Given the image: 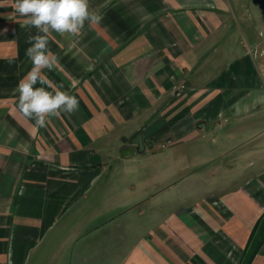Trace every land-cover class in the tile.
I'll use <instances>...</instances> for the list:
<instances>
[{
	"label": "crops",
	"instance_id": "1",
	"mask_svg": "<svg viewBox=\"0 0 264 264\" xmlns=\"http://www.w3.org/2000/svg\"><path fill=\"white\" fill-rule=\"evenodd\" d=\"M257 1L252 12L251 0H89L102 21L86 23L79 37L53 33L48 47L58 63L42 70L78 109L37 127L19 112L16 88L32 67L26 50L38 33L15 11L16 0H0V264H67L80 238L88 250L74 263L117 261L109 245L126 241L124 216L138 218L144 198L180 189L116 186L112 179L142 173L105 164L116 152L136 153L125 154L136 145L123 139L143 125L146 149L173 134L191 139L220 97L235 100L219 82L247 81L252 63L217 74L211 60L233 46L227 35L241 31L240 22L251 26L257 17L264 29V0ZM248 156L264 164L254 149ZM181 190L186 196L170 199L151 238L117 264H264V167L217 197Z\"/></svg>",
	"mask_w": 264,
	"mask_h": 264
},
{
	"label": "rangeland",
	"instance_id": "2",
	"mask_svg": "<svg viewBox=\"0 0 264 264\" xmlns=\"http://www.w3.org/2000/svg\"><path fill=\"white\" fill-rule=\"evenodd\" d=\"M249 6L252 12L260 9L257 0H251ZM249 22V25L251 22L254 25L247 26L240 22L241 31L227 35L226 42L233 45L231 49L219 50L215 59L211 58L214 59L211 60L212 65L215 61L212 70L215 69L217 74L247 58L249 64L252 63L250 69L253 75L250 74L247 81L228 85L219 82L224 87L222 91L235 93V100L230 99L229 104L228 96L220 97L215 107L209 109L210 114L205 115L203 122L207 124L206 127L191 139H178V134H173L156 143V148L147 147L142 153L136 152L129 158L116 152L105 164V169L121 173L141 172L142 176L141 179L117 177L112 179L114 185L128 187L132 182L136 186L149 187V191L157 187L153 192L160 193L161 189L169 187L181 192V189L190 188L203 199L217 197L224 187L230 189L238 186L250 173L264 167L263 162L253 164L248 156V151L250 153L253 149L255 153L264 155V29L257 17L252 21L249 19ZM220 104L225 105L223 109ZM162 144L163 147L157 148ZM149 179L151 183L146 185ZM102 182L98 181L96 187L101 186ZM179 191L172 197L169 194L158 198L146 197L142 203V216L135 218L133 212L124 216L127 239L110 243L109 247L113 251L116 249L118 256L112 264H117L132 246L151 238L149 230L158 228L159 218L167 214L168 203L172 202L170 199L175 198L177 202L179 197L186 196ZM83 239L80 238L69 248L67 264H70L71 253L73 264H76L74 261L78 255L82 256L80 252L88 250ZM107 247H104L105 250ZM99 248L97 246L96 250Z\"/></svg>",
	"mask_w": 264,
	"mask_h": 264
},
{
	"label": "clouds",
	"instance_id": "3",
	"mask_svg": "<svg viewBox=\"0 0 264 264\" xmlns=\"http://www.w3.org/2000/svg\"><path fill=\"white\" fill-rule=\"evenodd\" d=\"M14 9L38 33L29 38L31 46L26 50L32 67L16 88L18 110L24 117L33 119L37 127H45L49 117L70 115L79 106L74 95L63 91V85L54 86L42 72L52 70L58 63V56L48 47L49 37L53 33L79 37L86 23L97 25L103 16L98 9L90 7L89 0H16ZM100 76L110 84L107 75L102 72Z\"/></svg>",
	"mask_w": 264,
	"mask_h": 264
},
{
	"label": "water",
	"instance_id": "4",
	"mask_svg": "<svg viewBox=\"0 0 264 264\" xmlns=\"http://www.w3.org/2000/svg\"><path fill=\"white\" fill-rule=\"evenodd\" d=\"M146 129V125H143L140 129H138L131 137H125L123 139L124 142H128L130 144H134L136 145L135 149H131L130 151L125 150V154H129L134 152V150L136 152L142 153L143 151L146 150V146L143 140V133Z\"/></svg>",
	"mask_w": 264,
	"mask_h": 264
},
{
	"label": "built area",
	"instance_id": "5",
	"mask_svg": "<svg viewBox=\"0 0 264 264\" xmlns=\"http://www.w3.org/2000/svg\"><path fill=\"white\" fill-rule=\"evenodd\" d=\"M164 146V144H162V145H158V147L157 148H161V147H163Z\"/></svg>",
	"mask_w": 264,
	"mask_h": 264
}]
</instances>
